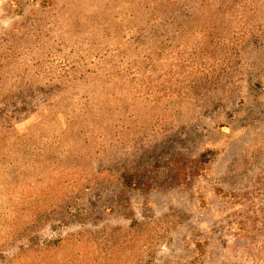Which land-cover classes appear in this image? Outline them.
<instances>
[{
  "label": "rangeland",
  "instance_id": "374dc122",
  "mask_svg": "<svg viewBox=\"0 0 264 264\" xmlns=\"http://www.w3.org/2000/svg\"><path fill=\"white\" fill-rule=\"evenodd\" d=\"M0 264H264V0H0Z\"/></svg>",
  "mask_w": 264,
  "mask_h": 264
}]
</instances>
